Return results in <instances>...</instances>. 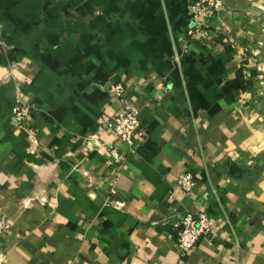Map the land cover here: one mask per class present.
Instances as JSON below:
<instances>
[{"label": "crops", "instance_id": "1", "mask_svg": "<svg viewBox=\"0 0 264 264\" xmlns=\"http://www.w3.org/2000/svg\"><path fill=\"white\" fill-rule=\"evenodd\" d=\"M195 1L0 0V264H264V0L199 30ZM116 83L132 145L104 123ZM201 212L217 237L183 256Z\"/></svg>", "mask_w": 264, "mask_h": 264}, {"label": "built area", "instance_id": "2", "mask_svg": "<svg viewBox=\"0 0 264 264\" xmlns=\"http://www.w3.org/2000/svg\"><path fill=\"white\" fill-rule=\"evenodd\" d=\"M223 9V0H196L192 4L190 15L199 30L220 14ZM112 92L123 106L118 114L106 119L104 123L117 142L132 145L135 136L142 134L145 128L140 111L127 101L126 88L123 83L114 84ZM15 110L18 122L23 126L27 125L32 114L31 105L22 102L17 105ZM111 153L116 162L122 160V154L116 146L111 148ZM178 185L186 191H192L197 187L198 181L193 173L187 172L180 178ZM113 192L116 191L113 190ZM178 228V243L183 256L193 252L200 241L204 239L214 241L217 237L213 221L206 212L187 213L178 223ZM11 229L12 223L6 218L0 217V237L9 233Z\"/></svg>", "mask_w": 264, "mask_h": 264}, {"label": "trees", "instance_id": "3", "mask_svg": "<svg viewBox=\"0 0 264 264\" xmlns=\"http://www.w3.org/2000/svg\"><path fill=\"white\" fill-rule=\"evenodd\" d=\"M241 77H242V75H241ZM250 85V83L248 82L244 87L246 88V87H248Z\"/></svg>", "mask_w": 264, "mask_h": 264}]
</instances>
